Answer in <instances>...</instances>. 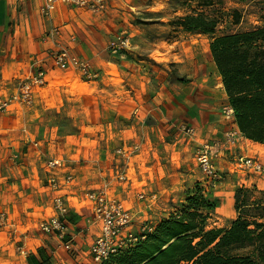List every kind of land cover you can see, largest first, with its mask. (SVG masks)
I'll return each mask as SVG.
<instances>
[{
    "label": "rangeland",
    "instance_id": "rangeland-1",
    "mask_svg": "<svg viewBox=\"0 0 264 264\" xmlns=\"http://www.w3.org/2000/svg\"><path fill=\"white\" fill-rule=\"evenodd\" d=\"M111 2L107 1L104 12L91 14L106 15L111 11ZM123 2L119 3L122 7L114 15L113 34L106 35L103 47L105 55L111 59H105L103 67L94 65L92 69V64L85 61L90 66L89 74L74 67L57 69L58 74L41 67L49 75V83L37 90V95L42 94L47 100L49 108L42 120L47 134L54 135L56 140L47 147L49 155L63 157L64 162L74 160L80 166H90V170L98 169L93 173L97 175L92 179L94 182L98 183L101 176L109 192L111 188L120 189V194L111 193L116 199L123 203L139 202L143 212L135 215L136 231L145 225L155 228L163 220L182 214L188 199L196 194L203 196L210 205L202 209L206 229L229 227L238 218L236 190L243 186L264 190V145H251L231 128L234 116L228 114L231 107L221 91V78L211 67L209 37L188 33L179 25L178 19L188 12L183 1ZM213 2L209 13L221 22L218 34L264 25L261 21L263 0ZM233 10L241 14L238 25L231 23ZM118 38L127 45L111 47ZM184 94L182 98L180 95ZM209 95L213 96L210 98L218 108L214 110V117H218L216 124H223L221 126L228 130L217 139L203 140L196 147L199 132L197 125H193V116L203 114V104L207 103ZM178 96L182 98V111L173 108L178 107L175 105L169 107L170 98L178 101ZM140 103L147 104L151 112L138 124L134 121V113ZM196 122L205 124L203 119ZM189 127L195 130L193 137L186 133ZM136 144L139 150L129 164L117 155V149H130ZM205 145H219V152L213 159L214 175L204 173L196 158ZM241 156L255 158L263 170L256 172L238 167L237 160ZM143 162L145 165L138 168L141 170L138 175L136 163ZM154 163L157 164L155 169L162 171L159 175L163 176L157 185L156 181L153 184L142 175ZM117 166L129 172V183L116 179ZM141 194L146 200L139 199ZM151 196L157 197L151 201ZM148 204L152 207L148 208Z\"/></svg>",
    "mask_w": 264,
    "mask_h": 264
},
{
    "label": "crops",
    "instance_id": "crops-1",
    "mask_svg": "<svg viewBox=\"0 0 264 264\" xmlns=\"http://www.w3.org/2000/svg\"><path fill=\"white\" fill-rule=\"evenodd\" d=\"M44 2L0 0V101L8 99L15 92L14 86L18 80L35 74L42 66L58 74L53 64V54L61 49H69L73 56L90 62L92 69L94 65L103 67V61L111 59L105 55L103 45L106 35L113 34L114 15L120 11L119 7L122 6L119 3H124L123 0H112L111 11L101 17L60 6L47 18L42 14ZM55 29L59 31L58 35H52ZM211 67L216 69L212 59ZM221 91L225 93L223 88ZM37 92L31 106L14 103L6 110H0V257L3 258L0 263L41 264L44 261V264H91V247L97 229L86 193L95 186L98 188L107 183L101 176L98 183L92 180L97 177L93 173L98 169L90 170V166H80L74 160L64 162L63 157L53 158L49 155L51 152L47 147L56 140L44 128L46 124L42 116L49 108L47 100L42 94L37 95ZM185 95L180 96L184 98ZM180 96L178 101L170 98V108L175 105L178 107L173 108L183 110ZM210 97L213 96L209 95L207 103L203 104V114L193 116V125H197L199 132L196 147L205 140L217 139L223 131L228 130L221 126L223 124H216L218 117H214V110L218 108ZM149 112L151 108L148 110L147 104L140 103L135 109L134 121L138 124L144 122ZM201 119L204 125L198 123L200 121L196 122ZM231 128L242 136L234 120ZM252 144L260 145L256 142ZM50 160L64 163L52 170L48 168ZM144 165V162L136 163L138 175L141 173L138 168ZM156 166L154 163L142 174L143 179H151L153 184L156 181L155 185L163 178L159 175L162 171H157ZM68 176L71 177L69 182L66 181ZM53 177L59 181V190H53L51 186ZM132 188L133 184L131 191ZM114 191L121 193L119 188L110 189V193ZM57 196L63 197L69 208V213L62 219L68 227L64 238L57 232L46 233L41 230V226L55 215L53 200ZM156 197L151 196L149 200L154 201ZM124 204L136 216L143 212L139 202L131 200ZM148 205V208L152 207ZM70 237L73 239V249L67 251L64 245Z\"/></svg>",
    "mask_w": 264,
    "mask_h": 264
},
{
    "label": "trees",
    "instance_id": "trees-1",
    "mask_svg": "<svg viewBox=\"0 0 264 264\" xmlns=\"http://www.w3.org/2000/svg\"><path fill=\"white\" fill-rule=\"evenodd\" d=\"M180 1L188 9L180 27L210 39V56L239 131L264 145V25L218 34L221 22L209 13L213 0ZM240 15L233 10L231 23L238 25ZM234 197L238 218L229 227L207 230L202 209L210 205L196 194L182 214L102 264H264V190L243 186Z\"/></svg>",
    "mask_w": 264,
    "mask_h": 264
},
{
    "label": "built area",
    "instance_id": "built-area-1",
    "mask_svg": "<svg viewBox=\"0 0 264 264\" xmlns=\"http://www.w3.org/2000/svg\"><path fill=\"white\" fill-rule=\"evenodd\" d=\"M108 0H45L42 9L44 17H50L52 13L60 6H67L70 8H80L92 13L104 12L107 8ZM57 29L52 31V35H58ZM114 42L111 47H118L117 44H125L120 38ZM120 41V42H119ZM53 64L57 69H67L74 67L80 69L83 74L90 73V66L87 62L80 58L73 56L69 49H61L57 53L53 54ZM48 72L45 69H39L35 74H31L24 79L17 81L14 86V93L6 100L0 101V110H6L12 104H22L31 106L34 103V95L38 89H41L48 83ZM228 114L233 115L232 108H228ZM186 133L193 137L195 130L188 128ZM219 145L209 146L205 145L202 150L199 151L196 158L199 162V166L202 171L208 175H214V155L218 154ZM139 150V145L136 144L130 149L125 147L116 150L117 155L125 160L129 164L132 160L134 153ZM238 167L243 169H249L256 172H261L263 167L259 164L255 158L249 156H241L237 160ZM62 162L59 160H50L48 162V168L54 170L61 167ZM116 171V179L118 181H124L129 183L130 177L125 170ZM66 181H71V177H67ZM53 190H59L60 185L56 177H53L50 181ZM107 186L88 190L86 198L90 201L93 222L97 229V236L91 247L92 263L102 264L110 256L115 255L121 251L135 246L141 240L146 238V234L153 231L152 226L145 225L139 231L135 230L136 218L135 214L130 208H128L121 200L116 199L108 191ZM139 199L146 200L144 194L139 195ZM53 209L55 215L52 219L44 223L41 226V230L46 233H59L61 238L67 236V225L62 219L69 213V208L64 201V198L57 196L53 200ZM64 248L67 251L73 249V239L70 237Z\"/></svg>",
    "mask_w": 264,
    "mask_h": 264
},
{
    "label": "bare ground",
    "instance_id": "bare-ground-1",
    "mask_svg": "<svg viewBox=\"0 0 264 264\" xmlns=\"http://www.w3.org/2000/svg\"><path fill=\"white\" fill-rule=\"evenodd\" d=\"M222 87H223V85H222Z\"/></svg>",
    "mask_w": 264,
    "mask_h": 264
}]
</instances>
